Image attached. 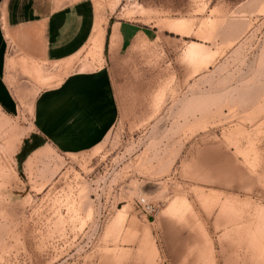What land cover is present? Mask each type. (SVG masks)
Returning a JSON list of instances; mask_svg holds the SVG:
<instances>
[{"label": "rangeland", "instance_id": "obj_1", "mask_svg": "<svg viewBox=\"0 0 264 264\" xmlns=\"http://www.w3.org/2000/svg\"><path fill=\"white\" fill-rule=\"evenodd\" d=\"M92 2L101 36L133 41L107 60L117 120L91 150L32 149L36 90L102 48L56 77L22 63L33 85L0 110V264H264V0Z\"/></svg>", "mask_w": 264, "mask_h": 264}, {"label": "crops", "instance_id": "obj_2", "mask_svg": "<svg viewBox=\"0 0 264 264\" xmlns=\"http://www.w3.org/2000/svg\"><path fill=\"white\" fill-rule=\"evenodd\" d=\"M95 22L92 0H0L1 112L18 114L21 105L17 97L33 85L24 75L22 63L46 66L52 76H59L67 62L82 59ZM121 30L108 22L99 42V66L73 69L36 90L29 144L39 147L47 143L72 154L101 143L119 114L107 60L124 53L133 42L122 39ZM8 59L15 63L10 71L6 68Z\"/></svg>", "mask_w": 264, "mask_h": 264}, {"label": "built area", "instance_id": "obj_3", "mask_svg": "<svg viewBox=\"0 0 264 264\" xmlns=\"http://www.w3.org/2000/svg\"><path fill=\"white\" fill-rule=\"evenodd\" d=\"M137 207L145 214L151 215L156 211L153 204L147 201L145 198H140L137 200Z\"/></svg>", "mask_w": 264, "mask_h": 264}, {"label": "bare ground", "instance_id": "obj_4", "mask_svg": "<svg viewBox=\"0 0 264 264\" xmlns=\"http://www.w3.org/2000/svg\"><path fill=\"white\" fill-rule=\"evenodd\" d=\"M101 29L98 26H95V34L93 35V37L90 39L91 41L93 40L95 43L99 44L100 42V38H101Z\"/></svg>", "mask_w": 264, "mask_h": 264}, {"label": "trees", "instance_id": "obj_5", "mask_svg": "<svg viewBox=\"0 0 264 264\" xmlns=\"http://www.w3.org/2000/svg\"><path fill=\"white\" fill-rule=\"evenodd\" d=\"M105 49H106V45H105ZM32 149H34V148H36L37 147V145H35V144H31V146H30Z\"/></svg>", "mask_w": 264, "mask_h": 264}]
</instances>
